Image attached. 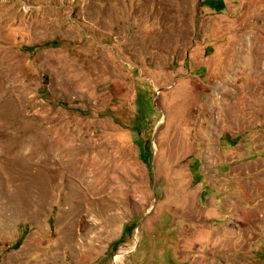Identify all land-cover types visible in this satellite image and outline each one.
<instances>
[{"label": "rangeland", "instance_id": "obj_1", "mask_svg": "<svg viewBox=\"0 0 264 264\" xmlns=\"http://www.w3.org/2000/svg\"><path fill=\"white\" fill-rule=\"evenodd\" d=\"M0 133V264H264V0H0Z\"/></svg>", "mask_w": 264, "mask_h": 264}, {"label": "bare ground", "instance_id": "obj_2", "mask_svg": "<svg viewBox=\"0 0 264 264\" xmlns=\"http://www.w3.org/2000/svg\"><path fill=\"white\" fill-rule=\"evenodd\" d=\"M2 145H3V138H2V135H1V133H0V148H2ZM0 157H1V155H0ZM13 161V160H12Z\"/></svg>", "mask_w": 264, "mask_h": 264}]
</instances>
